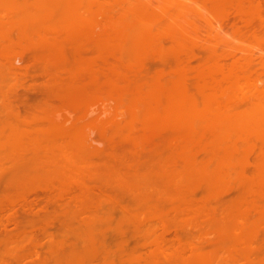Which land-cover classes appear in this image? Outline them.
I'll return each instance as SVG.
<instances>
[{
  "label": "rangeland",
  "instance_id": "obj_1",
  "mask_svg": "<svg viewBox=\"0 0 264 264\" xmlns=\"http://www.w3.org/2000/svg\"><path fill=\"white\" fill-rule=\"evenodd\" d=\"M257 1L261 3L258 11L255 0H0V94L9 89L10 93L27 94L23 86L30 87L34 79L38 81L33 83L34 86L39 80L41 83L43 77L38 79L36 73L33 75L36 70L41 71L36 65L41 67L45 63L50 74L59 78L46 110L47 127L78 133L84 148H81L82 152L75 150L67 156L73 159L72 167H77L72 170L82 168L81 173L87 169L90 172L89 168L95 167L93 165L98 161L93 153H101V161L108 158L115 172L104 171L105 174L100 175L102 173L91 171L95 174L93 177L107 180L113 189L115 185L120 188V184H129L126 185L129 188L137 184L140 188L141 197L135 198L133 194L137 200L131 198L132 195L130 198L124 195L126 193L120 189L122 193L117 194L119 197L116 196L117 201L113 203L119 208L123 202L129 204L130 213L115 210L106 216L111 229H115L117 222L123 224L121 232H131L133 224H139L140 231L136 226L132 228L138 233L127 235L128 232H124L123 235L135 249L140 240L159 241L165 237L168 254L172 251L169 243H173V238H180L185 243L188 235L193 233L190 236H200L197 239L212 236L213 241L221 238V242L211 241L209 246L205 239L206 252L190 242L195 250L199 248L207 253L201 252L203 256L198 251L201 258L195 255L198 259L194 256L191 264H264V215H260L264 211L259 213L264 208V185L259 186L254 180L255 175L251 174L253 169L249 170L253 163H258L253 154L248 157V149L242 155L245 147L251 144L262 147L264 140V0ZM237 29L248 35L240 38L243 34L238 36ZM14 67L18 75L12 72ZM33 68L36 70H32V74L29 72L27 77L28 70ZM30 74L35 76L33 80L29 79ZM13 77L18 82L15 88ZM20 78L25 84L21 81L23 86L17 89ZM3 97H0L2 101L5 100ZM1 100L2 113L7 107ZM87 151L93 155L94 163L87 161V165L80 166L87 158L84 155ZM259 151L264 155L263 149ZM244 155L250 159L244 160ZM247 162L252 166L242 168ZM254 167L261 171L264 163L262 168ZM241 168L246 177L242 176ZM221 172L226 174L225 179L220 176L223 175ZM262 175L261 179L264 178ZM249 177L256 182L251 183ZM93 181L88 182L98 185V180ZM106 188L102 190H108ZM96 189L94 192L98 191ZM109 189L104 191L106 196L112 194L113 189ZM206 190L215 195L211 198L207 194L210 199L205 201V205L211 204L214 213L207 214L206 210H211L206 209L197 217L194 212L198 210L197 205L193 207L189 199L196 198L195 204H201ZM211 190L216 193L220 190L219 197ZM186 191L196 192V195L188 197ZM112 195L115 197V193ZM98 196H93L94 202L100 200ZM121 196L118 203L117 198ZM243 198L249 200L250 205L244 203ZM159 208L160 214L164 211L169 216L170 213L172 224L183 227L177 228L178 231L187 233L177 235L179 232L175 227L171 228L174 225L167 223L166 216L162 221L170 225L171 230L162 236L158 229L161 226ZM154 209L157 213H152ZM241 227L242 231L237 230ZM250 229L256 232V235L251 234L255 238L251 239L247 234ZM240 232L241 237L236 238L251 243L241 239L238 241L243 242H236L240 246L233 247L232 241ZM110 233H107L108 237L113 235ZM134 238L138 239L139 245L134 244ZM198 241L197 244L201 242ZM188 243L182 248L188 247L190 254H184L186 251L182 248L179 251L177 245L174 250V244L173 252L178 250V253L183 252L181 255L177 251L173 253L178 255L175 258L169 254L175 259L170 262L165 253L163 255L169 257L165 258L167 260L155 258L154 262L188 264L184 260L197 253ZM113 244L111 240L112 251H117ZM43 248L38 250V256L33 252L32 255H2L0 264L44 263V255H48ZM144 249L137 250L142 254L140 256L149 250L147 248L145 252ZM146 254L141 260L149 261L150 256ZM134 255L129 258L127 252L116 253L111 256V261L121 264L120 260L138 257ZM79 258H75L76 262ZM101 260L99 256L93 257L92 264H103ZM139 261L126 260L128 264ZM47 262L74 264V259L60 257L54 260L50 257Z\"/></svg>",
  "mask_w": 264,
  "mask_h": 264
},
{
  "label": "bare ground",
  "instance_id": "obj_2",
  "mask_svg": "<svg viewBox=\"0 0 264 264\" xmlns=\"http://www.w3.org/2000/svg\"><path fill=\"white\" fill-rule=\"evenodd\" d=\"M257 3V4H256ZM261 3H259L258 1L256 2L255 0V7L256 10H259V6ZM259 5V6H258ZM258 7V8H257ZM239 29L236 30V32H238ZM242 31V30H241ZM245 33H247L246 31H244ZM243 34L242 32H238L236 33L238 36ZM248 35L247 34H243V36H239L241 37H246ZM256 38V36L254 37ZM252 39V37H251ZM253 40V39H252ZM257 41L258 39H254V41ZM260 41V40H259ZM259 43V42H258ZM42 64L44 62H41ZM45 66V67H44ZM44 66L41 65L40 66H35L37 67V69H41V71L36 70V68H33L31 70H28L27 72V77L29 76V72L31 73L32 70H36V72H34L33 75H35V73L37 75L36 78L40 79L43 77V79H41V83L39 80V83L36 84V86L33 85V83L38 82L34 79L33 75L30 74L31 77H29V79L33 80V83H30L31 85H29L30 87H27V85L23 86L25 83H23L24 81L20 78L19 81V85L17 87L20 88L21 87V81L23 83V89L24 91H26L27 89V94H23V95H19V93L17 94L16 91L11 92V89L5 91L3 93V95H5L3 97V95L0 94V97L5 98V105H6V111H0V155L2 153H5L1 156L2 160H0V256L5 255V254H14L17 253L18 256L19 255H25V254H29L32 255L31 253L33 252L34 255L36 254V256H38V250H43L45 247V254L47 252V255H44L46 257V260L44 259V257L42 258L43 260H45L46 262L44 263H48L47 260H49L50 257H54V260H56L57 258H62V257H71L74 259V264H92V258H98V256L102 259L101 261H103V264H113L111 261V256L115 255L117 253V255H120L121 253H125L127 252V255L131 256L132 254L130 253H138L140 251V249L143 248H149V250L147 251L150 256V258H148L149 256L146 254V249L145 252L143 253L144 256L145 254L148 256L146 258H148L149 261H146L147 259H142L141 257L144 256H140L142 254L138 253L137 255L134 256H138V257H134L132 260L129 258H132L133 255L128 259H126L127 261L131 262L133 260L135 261H139L142 262L140 264H143V262L146 261L145 264H148L150 262V264H157L154 262V260H156L155 258H158L159 261L163 260H167L169 257L171 260H169L170 262H172V260H175L174 258L177 257L175 256L176 254L173 255V253L177 254H182L183 252H179L178 250H176L175 252H173L176 248V245L179 248H182L183 244H187L188 245L191 243H194L193 245L198 246L200 248H203V251H205V247L204 245V241L206 239L207 244L210 246V244L212 243H220L221 242V238H216L219 240L217 241H213L215 240L212 236L209 237H205L203 239H197L198 237L194 238V236H189V238L186 240L188 242L185 241H181L180 238H173L175 240H173V243H169L171 244V248L170 250H172L171 252H169L168 254L166 253V250L168 249V246H166V243L164 240L165 237H161V240L158 241V239H153L150 240V242H146L144 240H140L141 242H138L136 240H138L137 238H134V244H138L139 246H141L143 244L144 247H139L136 246L137 249H135V247L131 244L125 241L126 238H124V234L127 235H134L133 233H136L138 230L140 231V227L139 224L136 226V224L134 223L133 225L136 226L135 228L138 229L137 231L133 230L132 228L134 226L131 227V232L130 230L128 231H122L121 229H124V227L122 226L123 224L121 222H117L115 229H111L110 227V220L106 218L107 213H110L109 211H121L122 214H124L125 212L130 213V211L128 210L129 207L127 204V202L124 205L122 202L121 208L116 207L117 205L113 204L114 202L116 203V196L119 197L117 194L122 193L120 189H123L124 195H132L129 196V198H138L141 197V192L140 188L136 185H131L132 188L126 187V185L129 184H125V186L123 184H120V188L118 187V189L116 188L119 185H115V188L117 190H115V188L113 189L114 186L110 185L109 183H107L106 181L100 180V179H96L97 177H93L92 174L93 172H98V174L103 175L105 174L106 171H113L115 168H112V165L110 164V160L108 158H106L108 161H106L105 157H103L105 160V162L101 161L102 156H100L101 153H93V155L96 156V159H98V161H96L94 163V161L91 159V156L88 151L86 152V154L84 153V155L87 157L85 159V161H81L80 162V166L82 165H87L88 163H94L93 166L95 167H91L90 172L86 171H82L81 173V169H77V167H72V161L73 159H71L70 157H67L69 154L71 155V153H73V151H78V152H82L80 150H82L81 148H84L82 140L80 139L78 133L73 132V131H67V130H57V129H53L52 127H47L49 121L47 119L46 116V110H47V106L49 105V102L52 101L53 97H54V87H56V84L59 82V78L52 76L49 72V67L47 65ZM44 67V68H43ZM13 73H17V71L15 72V67L11 68ZM43 70V71H42ZM38 72L43 73V76H41L42 74L40 73V75H38ZM12 73V74H13ZM26 74V72H25ZM18 75V73L16 74ZM14 76V75H13ZM40 76V78H39ZM17 77V76H16ZM26 77V76H25ZM19 77H17L18 79ZM14 81L17 80L15 77H13ZM25 79V78H24ZM37 79V80H38ZM26 80V79H25ZM13 86L14 88L16 87V85L18 84L17 81L13 82ZM29 84V83H28ZM26 88V89H25ZM30 88V89H29ZM15 90V89H14ZM10 91V92H9ZM21 92V91H20ZM8 93V94H7ZM23 93V92H21ZM1 100V99H0ZM2 101V100H1ZM4 101H2L1 103H4ZM2 107V106H1ZM47 121V122H46ZM261 145H259L258 147H256V144H249L250 148L245 147V151L243 149L242 151V155L243 153L245 154V152L248 151V149L250 151L251 154H248V152L246 153V155H248V157H251L253 154V158L258 162L253 163L254 166L258 165L261 166L264 163L263 160L264 155H261L262 152H260L259 150L263 149V153H264V140L263 142H261ZM254 145V146H252ZM251 148L253 150H251ZM257 148V149H256ZM74 149V150H73ZM247 149V150H246ZM84 150V149H83ZM70 151V152H69ZM256 151V152H255ZM60 152V153H59ZM68 152V153H67ZM254 152V153H253ZM258 152V153H257ZM260 152V153H259ZM255 153H257L259 156L254 155ZM6 154H9L6 156ZM58 154L60 156H58ZM88 154L90 155V157L88 156ZM5 155V156H4ZM59 158H58V157ZM263 156V157H261ZM107 157V156H106ZM248 157H243V159H250ZM261 157V158H259ZM0 158V159H1ZM102 158V159H103ZM87 159H90L87 160ZM100 159V160H99ZM72 160V161H71ZM246 160V161H247ZM260 160V161H258ZM88 161V163H87ZM92 161V162H91ZM101 161V162H99ZM250 161V160H249ZM109 162V163H107ZM261 162V163H260ZM263 162V163H262ZM102 163V164H101ZM104 163V164H103ZM107 163V164H105ZM262 165H260V164ZM99 164V165H98ZM252 164L251 162H247L246 164H242L246 167L242 168H246ZM97 165V166H96ZM109 165L111 167H109ZM101 166V167H100ZM252 165H250L249 167H251ZM252 166V167H254ZM70 167V168H69ZM251 169L249 168V170L251 171V176H254L259 182V186H263L264 185V178L261 179V175L264 173V168H262L261 171H259V167H254ZM72 168H76L74 170H72ZM96 168H101L99 171ZM241 168L240 171H243ZM72 172H70L69 171ZM83 170V169H82ZM258 170L261 174H257V172H254ZM91 171H93L91 173ZM102 171V172H100ZM105 171V172H104ZM115 172V170H114ZM245 171L241 172L243 177L245 176ZM84 173V174H83ZM89 174V176H86L85 174ZM223 172H221L222 174ZM84 176H83V175ZM97 174V173H96ZM220 176H224V179L226 177V174L223 173V175ZM219 176V177H220ZM258 176V177H256ZM264 175H262L263 177ZM87 177V178H84ZM89 177V178H88ZM105 178V175L103 176ZM92 178V179H91ZM95 179V181H97L98 185L95 183L94 186H92L93 184H91L88 181L94 182L93 180ZM250 178V182L252 183L253 178ZM259 178V179H257ZM87 179V180H86ZM89 179V180H88ZM221 180L222 177H220ZM252 179V180H251ZM86 180V181H85ZM105 180V179H104ZM85 181V182H84ZM104 183H102V182ZM263 181V182H261ZM256 181H254L253 183H255ZM257 182V183H258ZM86 183H90L89 185H86ZM101 183V184H99ZM256 183V184H257ZM105 184V185H104ZM102 185V186H100ZM107 185V186H106ZM110 185V186H109ZM122 185L124 186L122 188ZM104 186V187H103ZM95 187V188H94ZM96 187H101V189ZM108 187V188H106ZM109 187H111V189H113L112 191L114 192H110V193H115V197L111 194H109V196H106L107 193L104 194V191H109ZM133 187H137V189L133 188ZM76 188V189H75ZM102 188H106L108 190H102ZM96 189L98 191L94 192ZM125 189H132L134 191H128ZM142 189V188H141ZM93 190V191H92ZM223 190V189H222ZM102 191V192H100ZM128 191V193H127ZM135 191L137 193H135ZM193 191V190H192ZM213 191V190H211ZM218 192H215L214 194H216V196L219 197V192L220 190H217ZM223 191H226L225 189ZM189 192V196L188 197H192L194 194L196 195V192L194 194H190V191H186L184 192L185 194H187ZM208 192V193H206ZM130 193V194H129ZM140 193V194H139ZM205 194H202V199L199 201L201 204H198L195 202H197L198 200H196V198L194 199H189L191 200V203L193 207H195V205H200L199 207L196 206V208H198V210H194L195 212V216H199V212H201V214H204L207 211V214H213L214 213V209L213 207H211V204L205 205V201L206 203L208 202V199H210L209 197H215V195H210L211 192L210 191H205ZM210 193V194H209ZM225 192L221 193V196L224 194ZM95 194V195H94ZM99 195V203L98 201L94 202L93 201V196H97ZM133 194L134 197H133ZM139 194V195H138ZM207 194H209V197ZM123 196V195H122ZM122 196L118 199V203L119 199L122 200ZM125 197V196H123ZM195 197V196H194ZM126 198V197H125ZM134 198V199H135ZM124 199V198H123ZM207 199V200H206ZM246 200V204L249 203V200H247L246 198H243ZM94 200H97V198H94ZM120 200V201H121ZM127 199H124V201ZM137 200V199H135ZM132 200V201H135ZM196 200V201H194ZM104 201V203L102 202ZM129 201V200H128ZM211 203V200H209ZM253 204L255 203V200L251 201ZM97 203V204H96ZM194 203V204H193ZM96 206H95V205ZM103 206H100V205ZM107 204H111L110 207ZM115 206H113V205ZM253 204H251V206H253ZM98 205V207H97ZM105 205H107L106 207H104ZM250 205V204H248ZM128 208H126V207ZM191 206V207H192ZM205 206V207H204ZM208 206V208L206 207ZM110 207V209L108 208ZM116 207V209L114 208ZM242 208H244L243 206H241ZM108 208V209H107ZM113 208V209H112ZM119 210H118V209ZM202 208V209H201ZM205 208V209H204ZM106 209L108 211H106ZM166 212L169 213V209L166 208ZM209 209L211 211L208 212ZM264 209V208H263ZM260 209L259 213L263 212L264 210ZM155 210V209H154ZM164 210V209H163ZM202 210V211H201ZM206 210V211H204ZM259 210V209H257ZM153 211V210H152ZM160 208L158 209V214H160ZM197 211V212H196ZM204 211V212H203ZM132 212V211H131ZM203 212V213H202ZM152 213H157L156 210L155 212ZM163 214H160L161 216H157L159 217L158 220L159 222H161V226L158 229H161L162 232V236H165V234H167L168 232H170L171 228L175 229L178 231L177 228H179V226H175L174 224H172L170 221L171 219L170 217V213L169 216L164 213V211H162ZM264 213V212H263ZM118 214H120V212H118ZM126 214V213H125ZM109 215V214H108ZM131 217L132 214H128ZM260 215H264V214H260ZM165 216V217H162ZM166 216L168 217L167 220L170 225H174L170 228V225H168L165 221ZM197 216V217H198ZM211 216V215H210ZM162 217V218H161ZM195 217V218H197ZM12 226V227H11ZM157 229V230H158ZM183 229V227L179 228ZM241 229V230H240ZM253 229V227L251 228ZM250 229V230H251ZM156 230V228L154 229ZM237 230L242 231V227L238 228ZM109 231L111 233H113V235H111L110 237H112L110 239V237H108ZM113 231V232H112ZM115 231V233H114ZM252 231V233H250ZM250 232H248L247 234H249V236H251V234H254L256 232H253V230H251ZM126 232V233H124ZM130 232V233H129ZM157 232V231H155ZM176 232V231H173ZM179 234L177 235H181V232H185L183 230L178 231ZM110 233V234H111ZM138 233V232H137ZM187 233V232H185ZM156 234V233H154ZM184 234V233H182ZM240 233H237L236 236L234 237L235 239H237L236 237L240 236ZM245 234V235H247ZM160 235V234H159ZM160 235V236H161ZM186 234H184L185 236ZM242 235V234H241ZM256 235V234H254ZM252 235L251 239L256 236ZM155 236V235H152ZM151 236V237H152ZM185 236V237H188ZM212 239H211V238ZM156 238V237H155ZM193 238V239H191ZM210 238V239H208ZM189 239H191V241H189ZM196 239V240H195ZM235 239L232 241V243L237 244L236 246L233 245V247H237L240 246V244L238 245V243L236 242H243L244 238H238L237 241H235ZM243 239V241H238ZM257 239V238H256ZM114 243L113 246H115L117 248V251H112L111 246H110V242ZM156 240V241H155ZM164 240V241H163ZM169 240V241H172ZM203 242L200 246L199 244ZM203 240V241H202ZM210 240V241H208ZM254 240V239H253ZM252 240V241H253ZM144 241V242H142ZM153 242V247L150 248V246H152V242ZM155 241V242H154ZM193 241V242H192ZM195 241V242H194ZM196 241L200 242V243H196ZM212 243H209L211 242ZM255 241V240H254ZM253 241V242H254ZM244 242H248V241H244ZM145 243V244H144ZM251 243V242H248ZM247 243V244H248ZM175 244V245H174ZM205 242V246L207 245ZM242 244V243H241ZM128 245V246H127ZM147 245V246H146ZM155 245V246H154ZM174 245V246H172ZM246 245V244H245ZM243 244V246H245ZM250 245V244H249ZM133 247L132 248H127V247ZM149 246V247H148ZM190 246V245H189ZM190 246V248L192 247L191 250L197 251L196 254L193 255V253L191 254L193 257H189L187 258L184 262L191 264L193 263L195 260V257L199 254L198 251H200V254L202 252V249L199 250H195L196 247ZM208 247V246H207ZM139 248V249H138ZM154 248V249H153ZM174 248V250H173ZM188 248V247H187ZM187 248L185 249V245L184 248H182V250L184 249L186 252H184V254H186ZM151 249V250H150ZM261 249V248H260ZM139 250V251H137ZM181 249H179V251H182ZM134 251V252H133ZM169 251V250H168ZM167 251V252H168ZM258 251V250H257ZM167 255H166V254ZM203 253V252H202ZM16 254V255H17ZM161 254L160 257H155L157 255ZM168 256L169 254H171V257L169 255V257H165ZM188 254H190L188 252ZM204 254V253H203ZM201 254V255H203ZM207 253H205L204 255H206ZM163 255V256H162ZM196 255V256H195ZM201 255H198V257ZM203 255V256H204ZM140 256V257H139ZM188 256V255H187ZM190 256V255H189ZM195 256V257H194ZM48 257V259H47ZM77 257H81L79 258V260L76 262ZM162 257V258H161ZM76 258V259H75ZM138 258V259H136ZM140 258V259H139ZM145 258V257H144ZM167 258V259H165ZM191 258V259H190ZM197 258V257H196ZM40 259L39 261L42 262L43 260ZM151 259V260H150ZM198 259V258H197ZM60 260V259H59ZM58 260V261H59ZM126 260H123L121 262V264H123V262H125L124 264H128L126 262ZM145 260V261H144ZM190 260V261H189ZM152 261V263H151ZM167 261V262H169ZM193 261V262H192ZM197 261V260H196ZM195 261V262H196ZM139 262H133V264H137ZM190 262V263H189ZM30 264H33L31 262H29ZM28 263V264H29ZM41 263V264H44ZM162 263V262H158ZM24 264V263H22ZM27 264V263H26ZM116 264V263H115ZM117 264H120L117 262ZM132 264V263H130Z\"/></svg>",
  "mask_w": 264,
  "mask_h": 264
}]
</instances>
